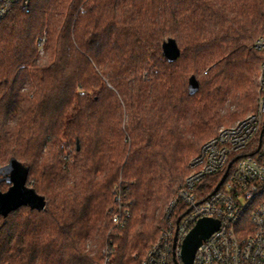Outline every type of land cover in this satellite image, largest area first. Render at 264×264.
I'll list each match as a JSON object with an SVG mask.
<instances>
[{
	"label": "trees",
	"instance_id": "obj_1",
	"mask_svg": "<svg viewBox=\"0 0 264 264\" xmlns=\"http://www.w3.org/2000/svg\"><path fill=\"white\" fill-rule=\"evenodd\" d=\"M263 34L264 0H33L0 21V178L15 159L46 200L0 215V264H105L107 243L141 264L203 144L257 111Z\"/></svg>",
	"mask_w": 264,
	"mask_h": 264
},
{
	"label": "built area",
	"instance_id": "obj_2",
	"mask_svg": "<svg viewBox=\"0 0 264 264\" xmlns=\"http://www.w3.org/2000/svg\"><path fill=\"white\" fill-rule=\"evenodd\" d=\"M32 2L0 0V21L17 9L30 13ZM253 47L264 52V34ZM258 80L257 111L203 144L164 212L158 240L141 264H184V242L204 218L219 221L220 227L202 242L193 264H264V63ZM212 179L220 182L211 192ZM114 194L111 222L113 228L123 229L130 219V204L124 203L120 185ZM111 252L107 243L105 264Z\"/></svg>",
	"mask_w": 264,
	"mask_h": 264
},
{
	"label": "water",
	"instance_id": "obj_3",
	"mask_svg": "<svg viewBox=\"0 0 264 264\" xmlns=\"http://www.w3.org/2000/svg\"><path fill=\"white\" fill-rule=\"evenodd\" d=\"M181 54L178 43L175 39H168L163 43V55L169 62L176 61ZM198 89L196 87L195 91ZM4 176L0 178V184L6 182L10 185L5 192L0 190V215L6 218L11 212L22 207H29L32 210L43 211L46 209V200L43 196L27 186L28 171L21 164L12 159L3 169ZM222 180L221 184L226 179ZM220 222L211 218H204L197 222L196 226L186 238L182 259L184 264H193L196 252L202 242L218 231Z\"/></svg>",
	"mask_w": 264,
	"mask_h": 264
},
{
	"label": "rangeland",
	"instance_id": "obj_4",
	"mask_svg": "<svg viewBox=\"0 0 264 264\" xmlns=\"http://www.w3.org/2000/svg\"><path fill=\"white\" fill-rule=\"evenodd\" d=\"M42 53H43V52H42ZM259 75H260V73H259ZM258 79H259V76H258ZM258 79H257V82H258V85H259V80H258ZM257 94H258V101H259V96H260V95H259V87H258V90H257ZM258 101H257V105H258ZM253 113H254V112H253ZM250 114H252V113H250ZM250 114H248V115H250ZM248 115H247V116H248ZM247 116H245V117H247ZM245 117H243V118H245ZM243 118H240L239 120H237L236 122H234V123L231 124V125H228V126H222L220 129H222V128H224V127H231V126H234V125L237 124L238 121L242 120ZM220 129H219V130H220ZM191 161H192V160H191ZM190 163H191V162H190ZM6 191H7V190H6ZM3 192H5V191H3ZM172 198H173V197H172ZM172 198H171V199H172ZM170 201H171V200H170ZM170 201H169V202H170ZM168 204H169V203H168ZM167 206H168V205H167ZM166 208H167V207H166ZM165 210H166V209H165ZM163 215H164V214H163ZM162 217H163V216H162ZM162 217H161L160 228H161V225H162ZM106 246H107V244H106ZM106 246H105V247H106ZM104 249H105V248H104Z\"/></svg>",
	"mask_w": 264,
	"mask_h": 264
}]
</instances>
